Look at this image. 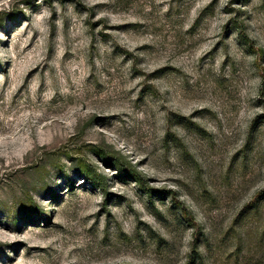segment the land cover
<instances>
[{"label":"rangeland","instance_id":"1","mask_svg":"<svg viewBox=\"0 0 264 264\" xmlns=\"http://www.w3.org/2000/svg\"><path fill=\"white\" fill-rule=\"evenodd\" d=\"M0 264H264V0H0Z\"/></svg>","mask_w":264,"mask_h":264}]
</instances>
